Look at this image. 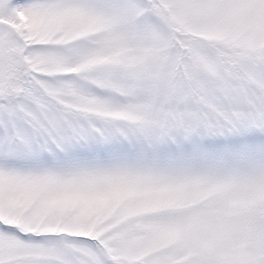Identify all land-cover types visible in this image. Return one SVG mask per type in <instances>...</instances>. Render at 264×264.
Here are the masks:
<instances>
[{
	"label": "snow or ice",
	"instance_id": "6c2138e0",
	"mask_svg": "<svg viewBox=\"0 0 264 264\" xmlns=\"http://www.w3.org/2000/svg\"><path fill=\"white\" fill-rule=\"evenodd\" d=\"M0 264H264V0H0Z\"/></svg>",
	"mask_w": 264,
	"mask_h": 264
}]
</instances>
